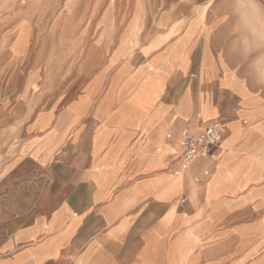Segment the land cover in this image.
Listing matches in <instances>:
<instances>
[{
	"label": "crops",
	"instance_id": "crops-1",
	"mask_svg": "<svg viewBox=\"0 0 264 264\" xmlns=\"http://www.w3.org/2000/svg\"><path fill=\"white\" fill-rule=\"evenodd\" d=\"M8 8L0 58L23 60L36 8ZM149 27L143 66L61 113L0 86V264H264V0H149ZM212 120L182 170L181 129Z\"/></svg>",
	"mask_w": 264,
	"mask_h": 264
},
{
	"label": "rangeland",
	"instance_id": "rangeland-1",
	"mask_svg": "<svg viewBox=\"0 0 264 264\" xmlns=\"http://www.w3.org/2000/svg\"><path fill=\"white\" fill-rule=\"evenodd\" d=\"M0 1L9 5L8 10L36 8L35 42L23 60L0 58V86L19 92L30 84L28 100L41 108L52 102L61 113L81 98L88 80L99 70L106 71L104 85L116 86V71L143 66L149 56V0ZM157 16L151 15V20ZM17 24L12 52H19L24 42L22 21ZM94 46L106 59L95 61L100 53ZM91 48L93 57L87 62ZM16 96L11 94L10 100Z\"/></svg>",
	"mask_w": 264,
	"mask_h": 264
},
{
	"label": "built area",
	"instance_id": "built-area-1",
	"mask_svg": "<svg viewBox=\"0 0 264 264\" xmlns=\"http://www.w3.org/2000/svg\"><path fill=\"white\" fill-rule=\"evenodd\" d=\"M223 133L224 124L218 120L209 121L200 132H191L187 127H183L180 131L181 169L185 170L196 159L208 156L210 148L221 142ZM184 200L185 198H182V201Z\"/></svg>",
	"mask_w": 264,
	"mask_h": 264
},
{
	"label": "snow or ice",
	"instance_id": "snow-or-ice-1",
	"mask_svg": "<svg viewBox=\"0 0 264 264\" xmlns=\"http://www.w3.org/2000/svg\"><path fill=\"white\" fill-rule=\"evenodd\" d=\"M90 206L89 203H88V197L87 195L84 196V207H88Z\"/></svg>",
	"mask_w": 264,
	"mask_h": 264
}]
</instances>
